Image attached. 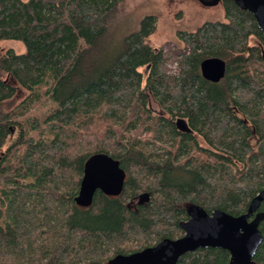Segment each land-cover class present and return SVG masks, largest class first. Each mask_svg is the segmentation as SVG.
Listing matches in <instances>:
<instances>
[{
  "label": "trees",
  "instance_id": "trees-1",
  "mask_svg": "<svg viewBox=\"0 0 264 264\" xmlns=\"http://www.w3.org/2000/svg\"><path fill=\"white\" fill-rule=\"evenodd\" d=\"M122 1L0 0V43L23 46L0 52V264H105L181 237L189 206L236 217L264 188V40L252 15L220 0L224 22L177 33L184 49L168 75L171 55L145 43L153 16L112 46L107 21ZM208 58L224 62L217 83L200 76ZM94 155L124 180L80 207ZM258 231L252 264H264V219ZM228 262L207 248L175 264Z\"/></svg>",
  "mask_w": 264,
  "mask_h": 264
},
{
  "label": "water",
  "instance_id": "water-1",
  "mask_svg": "<svg viewBox=\"0 0 264 264\" xmlns=\"http://www.w3.org/2000/svg\"><path fill=\"white\" fill-rule=\"evenodd\" d=\"M197 1L206 7L220 2ZM231 1L239 10L252 15L264 40V0ZM224 71V62L217 58H208L199 64L200 76L211 83H217ZM123 180L124 173L116 162L104 155H94L84 163L74 202L86 207L96 191L115 196L120 192ZM263 201L264 188L250 199L245 212L236 217L219 210L207 214L198 206H189L186 210L187 219L178 224L182 231L181 237L162 239L152 247L128 255H114L105 264H175L182 255L207 248L226 251L229 254L228 264H252L262 239L258 224L264 219V212H258L257 209Z\"/></svg>",
  "mask_w": 264,
  "mask_h": 264
},
{
  "label": "rangeland",
  "instance_id": "rangeland-1",
  "mask_svg": "<svg viewBox=\"0 0 264 264\" xmlns=\"http://www.w3.org/2000/svg\"><path fill=\"white\" fill-rule=\"evenodd\" d=\"M146 15L155 18V27L145 43L153 48H161L164 56L171 55L164 64L168 75L176 73V54L184 49L177 38L178 32H192L205 22H224L220 4L206 7L197 0H123L107 21L108 39L112 46L116 47L124 35L137 29L139 20ZM8 49L16 54L23 52L20 43H0V52ZM140 72L144 77L143 68ZM151 106L153 110H157L153 103ZM199 143L204 146L201 141Z\"/></svg>",
  "mask_w": 264,
  "mask_h": 264
},
{
  "label": "flooded vegetation",
  "instance_id": "flooded-vegetation-1",
  "mask_svg": "<svg viewBox=\"0 0 264 264\" xmlns=\"http://www.w3.org/2000/svg\"><path fill=\"white\" fill-rule=\"evenodd\" d=\"M130 207H134V205H131Z\"/></svg>",
  "mask_w": 264,
  "mask_h": 264
}]
</instances>
